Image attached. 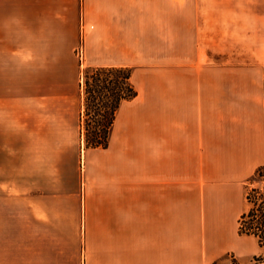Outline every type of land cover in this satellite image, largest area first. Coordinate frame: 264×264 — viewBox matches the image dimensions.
Listing matches in <instances>:
<instances>
[{
  "label": "crops",
  "instance_id": "crops-1",
  "mask_svg": "<svg viewBox=\"0 0 264 264\" xmlns=\"http://www.w3.org/2000/svg\"><path fill=\"white\" fill-rule=\"evenodd\" d=\"M112 65L137 95L85 147L82 70ZM259 166L264 0H0V264L256 254Z\"/></svg>",
  "mask_w": 264,
  "mask_h": 264
},
{
  "label": "trees",
  "instance_id": "trees-1",
  "mask_svg": "<svg viewBox=\"0 0 264 264\" xmlns=\"http://www.w3.org/2000/svg\"><path fill=\"white\" fill-rule=\"evenodd\" d=\"M128 66H86L81 75V136L85 147H106L120 103L137 95ZM83 114L85 117H83ZM248 209L239 218L238 233L252 235L263 253L253 255L254 264H264V166L247 178ZM258 181V184H254Z\"/></svg>",
  "mask_w": 264,
  "mask_h": 264
},
{
  "label": "rangeland",
  "instance_id": "rangeland-1",
  "mask_svg": "<svg viewBox=\"0 0 264 264\" xmlns=\"http://www.w3.org/2000/svg\"><path fill=\"white\" fill-rule=\"evenodd\" d=\"M83 117H85L84 114ZM83 144H85L84 140H83ZM254 184H258V181H255ZM251 185L252 184L248 183L247 181L245 182L244 193H245V186L250 187ZM260 253H263L262 249L258 250L257 253L253 255H258ZM253 255L237 256L235 255L234 252H230L227 253L222 260H217L213 264H254V260L252 259Z\"/></svg>",
  "mask_w": 264,
  "mask_h": 264
},
{
  "label": "built area",
  "instance_id": "built-area-1",
  "mask_svg": "<svg viewBox=\"0 0 264 264\" xmlns=\"http://www.w3.org/2000/svg\"><path fill=\"white\" fill-rule=\"evenodd\" d=\"M76 53H77V55H78V57L79 58H81L82 57V49H81V47L79 46V47H77V49H76Z\"/></svg>",
  "mask_w": 264,
  "mask_h": 264
}]
</instances>
